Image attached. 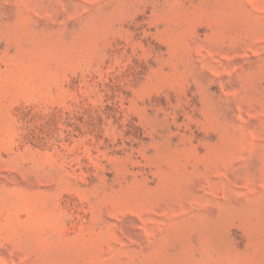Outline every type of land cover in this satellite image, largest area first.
Wrapping results in <instances>:
<instances>
[{
  "label": "rangeland",
  "instance_id": "rangeland-1",
  "mask_svg": "<svg viewBox=\"0 0 264 264\" xmlns=\"http://www.w3.org/2000/svg\"><path fill=\"white\" fill-rule=\"evenodd\" d=\"M0 264H264V0H0Z\"/></svg>",
  "mask_w": 264,
  "mask_h": 264
}]
</instances>
